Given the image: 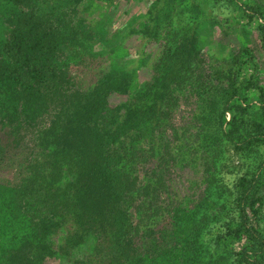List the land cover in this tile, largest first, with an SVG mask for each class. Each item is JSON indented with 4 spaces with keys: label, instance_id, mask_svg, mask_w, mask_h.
Masks as SVG:
<instances>
[{
    "label": "trees",
    "instance_id": "16d2710c",
    "mask_svg": "<svg viewBox=\"0 0 264 264\" xmlns=\"http://www.w3.org/2000/svg\"><path fill=\"white\" fill-rule=\"evenodd\" d=\"M66 1L0 0V133L17 145L35 136L38 150L27 168L34 177L27 207L20 203L22 189L0 185V264H44L88 241L91 252L71 256V264H264V159L234 187L212 186L195 209H175L164 235L157 236L151 219L141 230L130 207L155 216L160 209L154 196L139 203L154 191L142 194L136 171L156 176L158 168L136 169V153L125 148L144 134L155 146L169 91L161 86L148 96L145 90L132 94L114 70L92 90L75 83L68 67L80 56H95L105 26L103 18L88 28L77 8L107 0H68L67 9ZM248 2L245 12L264 18L259 3ZM250 81L244 77L219 90L221 98L208 112L215 121L203 123L217 125L223 147L245 153L264 149V101L251 105L242 92ZM111 94L132 98L125 120L116 116L119 107L109 105ZM49 116L53 122L40 133ZM216 141L203 139L206 146ZM61 232L68 237L54 250L51 240Z\"/></svg>",
    "mask_w": 264,
    "mask_h": 264
},
{
    "label": "rangeland",
    "instance_id": "374dc122",
    "mask_svg": "<svg viewBox=\"0 0 264 264\" xmlns=\"http://www.w3.org/2000/svg\"><path fill=\"white\" fill-rule=\"evenodd\" d=\"M247 1L251 7L259 3L264 10V0H107L95 2L88 10L83 5L77 8L76 17L88 28L99 26L103 18L105 26L96 39L100 46L94 49L95 56H80V61L68 67L75 83L85 91L92 90L103 74L114 70L128 81L132 94L145 90L143 94L148 96L161 86L169 91L168 100L163 101L168 113L157 130L155 146H149L148 134H144L130 144L132 148H125L136 153V169L158 168L156 176L148 170L141 172V168L136 171L142 194L146 188L149 194L154 191L146 199L140 196L139 203L154 196L160 209L155 216L144 209L136 213L135 205L130 207L141 230L151 219L156 222L157 236L164 235L175 209H195L212 186L234 187L264 159V149L245 153L230 144L223 147L217 125H203L215 121L208 112L210 104L221 98L218 91L229 84L238 86L244 77L251 80L242 86L244 98L254 106H259L260 99L264 101V18L256 20L245 12ZM63 6H70L68 0ZM130 99L127 94L109 96V105L120 108L116 115L120 121L127 118ZM225 118L229 120V114ZM51 122L50 116L46 117L39 132ZM211 137L218 141L206 146L209 142L205 144L203 139ZM35 138L24 136L17 145L0 133V185L22 189L20 203L25 202L26 207L34 180L27 168L38 153L32 142ZM132 203L129 199L128 204ZM262 228L264 231V221ZM67 235H55L52 248H59ZM92 244L88 241L82 249L44 264H71V256L90 253Z\"/></svg>",
    "mask_w": 264,
    "mask_h": 264
}]
</instances>
